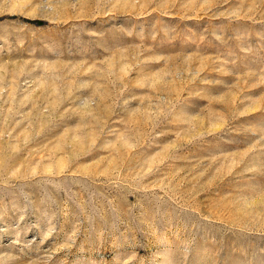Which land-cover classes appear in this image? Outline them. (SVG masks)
<instances>
[{
  "label": "rangeland",
  "instance_id": "374dc122",
  "mask_svg": "<svg viewBox=\"0 0 264 264\" xmlns=\"http://www.w3.org/2000/svg\"><path fill=\"white\" fill-rule=\"evenodd\" d=\"M0 264H264V0H0Z\"/></svg>",
  "mask_w": 264,
  "mask_h": 264
}]
</instances>
